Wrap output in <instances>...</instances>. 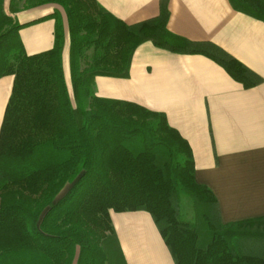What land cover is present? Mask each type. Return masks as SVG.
I'll use <instances>...</instances> for the list:
<instances>
[{
    "label": "trees",
    "instance_id": "obj_1",
    "mask_svg": "<svg viewBox=\"0 0 264 264\" xmlns=\"http://www.w3.org/2000/svg\"><path fill=\"white\" fill-rule=\"evenodd\" d=\"M20 1L22 9L62 8L40 18L54 21L51 49L26 53ZM229 1L264 22V0ZM168 18L166 0L156 17L133 25L96 0H0V78L14 77L0 128V264H126L110 211L148 212L175 264H264V241L239 229L264 219L221 222L216 199L194 179L188 143L165 115L94 94L96 77L129 76L144 42L205 55L245 89L261 83L217 45L170 32ZM65 28L72 97L62 66ZM182 193L198 211L194 222L179 217Z\"/></svg>",
    "mask_w": 264,
    "mask_h": 264
},
{
    "label": "crops",
    "instance_id": "obj_2",
    "mask_svg": "<svg viewBox=\"0 0 264 264\" xmlns=\"http://www.w3.org/2000/svg\"><path fill=\"white\" fill-rule=\"evenodd\" d=\"M114 17L133 25L159 14L162 0H96ZM167 28L190 41L210 42L261 77L245 89L223 67L202 54H177L140 44L129 76H98L97 97L135 103L163 113L188 143L194 179L217 202L223 224L264 219V22L235 10L229 0H166ZM60 9L45 4L16 13L27 54L53 46L54 21L40 19ZM69 75V39L62 49ZM13 76L0 78V128ZM126 264H175L151 215L146 211H110Z\"/></svg>",
    "mask_w": 264,
    "mask_h": 264
},
{
    "label": "rangeland",
    "instance_id": "obj_3",
    "mask_svg": "<svg viewBox=\"0 0 264 264\" xmlns=\"http://www.w3.org/2000/svg\"><path fill=\"white\" fill-rule=\"evenodd\" d=\"M9 0H5L6 5L8 4ZM18 7H22V1L17 3ZM60 8V7H59ZM62 10V8H60ZM63 12V10H62ZM65 19V17H64ZM85 56H86V61H90L91 57H92V48H90L89 50H87L85 52ZM67 87L69 90V94L72 97V90H71V85H70V80H69V75L67 77ZM69 188V186H67V188L65 189L64 192L67 191V189ZM177 209H178V213H179V217L182 221L184 222H194L196 221L197 217H198V211L195 208L194 202L192 201V199L187 196L186 194H181L179 199H178V203H177ZM197 231H198V245L200 246H204L205 245V234L204 232L200 229V227H197ZM239 229H246L249 231H252L251 233L253 235H251L250 239L252 240H262L264 241V222H257V223H252L246 226H241ZM257 231V232H256ZM240 247L241 248V241H239ZM242 250V249H241Z\"/></svg>",
    "mask_w": 264,
    "mask_h": 264
}]
</instances>
